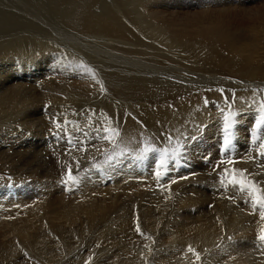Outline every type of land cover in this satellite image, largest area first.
<instances>
[{
    "label": "bare ground",
    "instance_id": "6f19581e",
    "mask_svg": "<svg viewBox=\"0 0 264 264\" xmlns=\"http://www.w3.org/2000/svg\"><path fill=\"white\" fill-rule=\"evenodd\" d=\"M97 1L66 0L58 17L63 26H69L70 30L82 36L73 35L83 40V45H93L102 48L105 53L107 51L111 55L133 61L135 65L126 69L127 71L116 66H108L101 57L84 56L81 51L67 43L46 39L47 31L42 26L43 23L38 22L37 17L33 19L25 14L15 17L9 11L0 10L2 12L0 39L6 43L7 38L11 39L14 46L12 49H4L0 56V70L9 73V76L4 75L2 78L3 74L0 72V79H4L0 81V140L15 141L27 133L32 141L38 138V144L33 148L29 146L26 153L15 151L14 155H9L6 149L2 152L0 146V178L4 170L27 174L26 180L21 179L19 175L10 184L15 188L27 186L22 185L23 183L31 184L33 181L46 179L43 183L36 182L46 191V194L40 195L39 198L27 194L24 189L18 191L20 194L18 197L17 192L11 195L8 190L4 191L6 186L2 187L0 181V264H166V259L174 260L180 255L186 257L180 264H264V246H258L257 239H251L254 236L248 237L250 232L256 234L264 228V223L260 221L250 223L259 218L258 212L253 214L252 210L250 212L253 215L236 212L233 213L234 218L231 221L222 222L224 228L228 226L229 234L234 233L239 237L232 241H228V237H223V231H219L213 222L207 221L204 224L197 220L188 228V233H183L185 236L182 239L175 233H168L170 243L163 239L165 243L181 244L165 247L161 251L153 249L155 245L153 241L156 240L157 245L160 242L157 234L154 231H143L151 230L149 227L140 228L144 237L139 242H145L147 247L144 243L142 248L135 250L137 258H133V253L131 257L128 245L131 240L135 241L137 236L133 230L136 231L139 218L141 221L146 214L142 203L143 191H140L146 185L155 182L149 179L150 165L144 166L143 161L132 158L125 159L114 167H106L103 172L94 169L92 165L102 162L105 151H110L113 147L105 140L96 141L95 134L92 136L96 141L94 147L97 153L89 157L86 154L85 159L88 158L85 160L86 163L81 160L78 162L79 170L76 163L68 164L74 169L73 174L81 178L77 197L70 198L71 196L58 194L57 198H51L54 193L50 190L54 188V181L63 183L57 191H72V187L64 186L68 167L61 166L56 161H53L52 165H49L50 162L41 164L39 156L48 158L50 155L42 153L46 144L43 136L47 130L38 120L42 121L43 113L44 117H49L56 112L54 111L56 108L64 114L74 112L81 116L82 126H89L88 123L91 122L94 129L106 127L110 121L111 126L120 131L118 140L120 147H126L132 152L139 151L146 145L162 148L160 146L162 143L158 145V140L168 143V136L164 132L172 135L175 145L179 142L182 145L194 146L197 142L190 138L205 130L217 137L216 134L222 133V126L219 132L217 128L223 114L220 111V116H217L213 105L226 109L224 100L228 98L231 101L233 92L236 97L234 110L240 112L238 119L248 123L250 127L254 122L253 117L257 114L256 107L259 102L264 101V94L260 93L262 92L260 88L264 89V11H261L263 8L252 13L255 16L250 20V16L241 18L237 14L238 11H246L243 1L247 0H114L109 5L98 4L99 8H95L94 4ZM195 3L201 9L200 12L179 14L178 10L183 11L192 6L195 8V5H192ZM209 3L214 5L212 9ZM121 14L139 25L140 29H136L141 35L146 36L148 42L127 26ZM246 14L250 12L246 11ZM32 28L41 36L33 33ZM23 30L26 32L21 33ZM149 40L152 43L155 41L160 43L166 49L159 51L156 55L158 57L155 56L158 60L164 59L165 63L158 62L157 59H153L155 57L151 58V55L145 57L144 51L152 46ZM39 57L42 58L41 67L38 63ZM80 65L91 68L95 79L83 71ZM26 71L33 76L29 75V78L21 80L16 78L17 73L22 76ZM227 75L240 81H237L235 86L223 89L222 94L218 88L221 90L223 87L221 84L229 83ZM205 99L214 102L205 105ZM115 102L121 104L119 116L118 111H113L109 107ZM141 112H144V115ZM57 117L59 116H53ZM15 120L16 124L10 123ZM91 129L89 128V131ZM89 131L87 133L91 136ZM93 133L97 132L93 130ZM98 150L103 152L98 153ZM20 154L21 161L18 159ZM136 162L145 169L138 172L134 170L131 165L135 166ZM103 174L109 175L114 182V188L118 189L120 194L113 193V188H102ZM161 190L163 192V189ZM131 192H134V195L129 194ZM175 192L178 194V197L174 196L175 200L183 204L185 200L180 199L181 194L178 191ZM129 204L137 205L136 208H139V213L134 216V228L131 229L133 225L124 214L120 217L122 224L116 229L114 226L111 227L112 215L122 212ZM161 205L164 207L162 203ZM183 206H186L188 212L190 209L196 217L199 216V210H196L193 204L187 203ZM171 210L174 211L175 208ZM230 211L228 208L226 215ZM171 215L172 213H168V221L171 220ZM161 220L162 218L157 219L158 222L155 224H162ZM156 228L159 230V226ZM75 238L81 243L79 240L74 241ZM125 239H129V242L124 243ZM139 242L136 244L139 245ZM249 243L252 245L249 246ZM32 244L36 245L37 249ZM189 246L200 254L199 261L188 252ZM257 249L260 253H257Z\"/></svg>",
    "mask_w": 264,
    "mask_h": 264
},
{
    "label": "rangeland",
    "instance_id": "374dc122",
    "mask_svg": "<svg viewBox=\"0 0 264 264\" xmlns=\"http://www.w3.org/2000/svg\"><path fill=\"white\" fill-rule=\"evenodd\" d=\"M7 1V2H6ZM9 1V2H8ZM14 1V2H13ZM58 1V2H57ZM61 1V3H60ZM4 2V3H3ZM6 2V3H5ZM12 2V3H10ZM66 0H0V10H4V11H9L11 12L15 17H19L20 15H26L28 17H31L33 19H37L38 22L40 24H42V26L46 29L47 31V34L45 35L46 36V39H52V40H55V41H59V42H64V43H67L69 45H71L73 48L75 47V49L79 50L82 52V54L84 56H98V57H101L105 63L110 66V67H115L116 68H122L124 70H128L129 68L133 67L135 65V63L133 61H131L130 59L128 58H121L117 55H111L109 54V52L106 51L105 53V50H103L102 48H96L95 46L93 45H83L84 42H82L83 40L79 39V38H76L74 37L73 35H79L77 32L74 33V31L70 30L68 27L66 26H63L62 25V21L61 19L58 17L59 16V11L60 9H62L63 5L65 4ZM114 0H98L97 2H95L94 4V7L95 8H99L98 7V4L99 5H109L111 3H113ZM244 2V6L246 8V11H249L250 14H246V11H243V12H240L238 11L237 14L240 15L241 18H248L249 16V19L252 20V16H255L254 14L252 13H256L258 11H260V9H262L261 11H264V0H247V1H243ZM246 2V3H245ZM15 3V4H14ZM22 3V5H21ZM53 3V4H52ZM15 5V6H14ZM60 5V6H59ZM192 5H195V8L192 6ZM192 8H188V9H184L183 11L182 10H178L179 14L181 13L183 15V13H186V12H190V14L192 13H195L196 12H200L199 10H201L199 7H197L198 4H192ZM8 8H7V7ZM50 6V7H49ZM211 6V7H210ZM214 5H210L209 3V7L210 9H212ZM234 6L237 7V5L235 4ZM233 6V7H234ZM38 7V8H37ZM43 7V8H42ZM45 8V9H44ZM67 8V7H66ZM190 9V10H189ZM192 9V10H191ZM2 10V12H3ZM51 10V11H50ZM187 10V11H186ZM257 10V11H256ZM0 12V14L2 13ZM52 12V13H51ZM23 13V14H22ZM51 14V15H50ZM58 14V15H57ZM19 15V16H18ZM122 17V20L124 22H126L127 26H130L129 28L130 29H133V31L139 35L145 42H148L146 40V36H144L143 34L141 35L138 31L139 28V25H136L135 23H133L131 20L125 18L122 14L120 15ZM37 17V18H36ZM54 18V19H53ZM56 21V22H55ZM42 22V23H41ZM52 22V23H51ZM59 22V23H58ZM50 25H49V24ZM53 26H52V25ZM59 24V25H58ZM66 24V23H65ZM56 25V26H55ZM67 25V24H66ZM63 27V28H62ZM20 28V27H18ZM68 28V29H67ZM138 28V29H136ZM33 29V28H32ZM54 29V30H53ZM26 32L25 30H23V32L21 31V33H24ZM33 33H36L38 35L39 32L34 30L33 29ZM66 33V34H65ZM41 36V35H40ZM43 36V37H45ZM80 36V35H79ZM82 37V36H80ZM55 38V39H54ZM6 40V39H5ZM9 40V41H8ZM13 40L11 39H8L7 38V43L6 42H3V39H0V56L3 54V52L7 49H12L14 46L11 44ZM77 41V42H76ZM76 43V44H75ZM122 43H125L124 41H122ZM149 44H152V46L148 49V50H145L144 53H145V57H150L149 55H151L153 57H155L157 55V53L159 51H166V49L164 47H162L160 45V43H157L156 41L154 43H152L150 40H149ZM10 47H9V46ZM13 46V47H12ZM5 49V50H4ZM163 49V50H162ZM4 50V51H3ZM151 51V52H150ZM155 51V53L153 52ZM107 54V55H106ZM158 57V56H156ZM153 58V59H157V58ZM40 59L38 60V63L40 65V67L42 66V58L39 57ZM158 60V59H157ZM144 61H146V59H144ZM158 62L160 63H165L164 59H159ZM1 64V62H0ZM21 66V65H20ZM118 66V67H117ZM18 67V66H17ZM126 70V71H127ZM3 71V70H2ZM0 70V72L3 74V76H1L2 78H4L6 76H9V73L7 72H2ZM7 73V74H6ZM29 75L30 77L33 76L32 73H29L26 71V73L22 76H20V73H17L16 74V78L19 80L21 79H25V78H29ZM24 77V78H23ZM228 79V82L229 83H225V85L221 84L223 87H221L222 89H226L227 87H230V86H235L236 82L237 81H240L239 79H233V77L231 76H226ZM0 79V81H3L4 79ZM29 80V79H28ZM235 81V82H233ZM230 83H232L230 85ZM262 89V87L260 88ZM218 90L220 91V88H218ZM260 93H263L264 94V91L260 92ZM210 102V101H209ZM214 101L210 102V104H213ZM117 104V102H115ZM113 104V105H109L110 109L113 110V111H118L117 115L119 116V110H120V105H116V104ZM98 104H100V101L98 102ZM114 106V107H113ZM118 106V107H117ZM214 106V112L216 113L217 116H220V108L217 107V105H213ZM47 107V106H46ZM234 104H233V108H234ZM113 108V109H112ZM226 109H227V106H226ZM68 110V109H67ZM54 111H56L55 113L51 114L49 117H44L45 116V113L42 114L41 116V119L42 121H39L38 122L44 127L45 130V134H44V138L43 140L46 142L45 146L43 147L42 149V153L43 154H50L48 155V158L44 157V156H39L41 157V164H44V163H49V165H52L53 161L55 162H59L61 166H66V168L71 165H68V164H71L72 162L73 163H76V165L78 164V162L81 160L82 162L84 161V163H86L85 160H87L91 154L93 153H97V150L95 149V144H96V141L100 140V133H93V130L95 131V129L92 127L91 125V122L88 123L89 126L87 125H83L82 126V123L81 122V116L77 114H74V112H71L70 113H66L64 114L63 112H61V110L59 108H56ZM144 112H141V114H143ZM60 114V115H59ZM65 115V116H64ZM144 115V114H143ZM53 116H59L57 118H53ZM132 116V114L130 115V117ZM80 117V118H79ZM74 118V119H73ZM64 121H63V120ZM60 120V121H59ZM75 121V122H74ZM79 121V122H78ZM67 122V123H65ZM10 123H14L16 124V120L15 121H10ZM54 123V124H53ZM56 123H60L61 124V128L60 129H57L56 128ZM81 123V125H80ZM69 125H71V127H69ZM46 126V127H45ZM52 126V127H50ZM54 126V127H53ZM220 126H223V118H221V121L219 122V126H218V131H221V127ZM50 127V128H49ZM85 128L87 127V129H81V128ZM144 127V126H143ZM56 128V129H55ZM89 128L91 129L89 131ZM220 128V129H219ZM247 128V129H245ZM251 127L249 126L248 123L246 122H243V121H240V124L238 126V132H237V139L234 141V144H235V148L234 150L231 151V153H229V155L227 156V158L229 159H232L234 161V164L232 165H228V164H221L220 161L225 157V154L222 152V139H223V131L222 133H219V134H216L217 137L214 136V134L210 135V133L207 132V130L205 131H200L198 133H196V135L194 136L195 139L193 141L197 142L195 143V145L193 146L192 144L189 145H185L186 146V152L184 154V159H180V163L181 164H184V165H187L186 166L187 168H184L183 166L180 167V169L176 170V168H179V166H176L175 168L170 166L169 165V168L170 171L167 173V175H165L161 180L160 182L157 181L156 177H155V171H156V156L153 155V154H149V158L145 161H143V164L144 166L147 164H149V175H150V178L151 180H154L153 182L155 183H151V184H148L146 185V187L144 189H142L140 192H142V203L144 204V211H145V216L142 218V220L140 221V218H139V226L140 228H147L149 227L151 230H143V231H154V233L157 234V237H159L160 239V242L159 244L157 245V241H153V249H161V251H163L162 249H164L165 247H172V246H176L181 244V243H172L171 245L168 244L170 243L169 242V234L168 233H175L178 237H180L182 239V237L185 236V234L183 233H188V228H190V226L192 224H194V222H197V220H201L202 223H206L207 221H209L208 223H211L213 222L215 224V227L219 229V231H223V237H228V241H232L233 239L235 238H239L237 237L236 234L232 233V234H229V231H228V226H226L224 228V226H222V222L225 223L226 222H229L232 220V218H234V215L233 213H242L244 215H253L250 211L252 210L250 204H246L244 201L246 199V197L243 196V194L241 195V193H239L238 191L234 190V189H231V187L228 188V190H225L221 184H220V175L223 171L224 168H235V169H247L248 172H254V173H259L258 175H254V176H251L250 178L253 179V180H258V181H261L262 184L261 186H264V167H261L260 165H264V159L260 156L257 155L256 153V149H255V146L254 145H251L250 144V140H249V129ZM53 129L54 132H53ZM121 129V128H120ZM216 129V130H217ZM49 130H50V133H49ZM166 130V129H165ZM57 131H59L57 133ZM89 131V133L92 135H97V137L94 138V136H90L87 132ZM48 132V133H46ZM54 135H53V134ZM61 133H62V136H61ZM85 133H87V135H84ZM168 137H172L171 134L167 133V132H164ZM60 134V135H59ZM79 134V135H77ZM80 134L82 136H80ZM209 134V135H208ZM239 134V135H238ZM47 135V136H45ZM99 135V136H98ZM219 135V137H218ZM221 135V136H220ZM23 136H27V137H23ZM28 133L27 134H24L20 137H18L15 141H8V140H0V146L2 148V152L7 151V153L9 155H14L15 154V151H22V153H26V150L28 149V147L30 146L31 148L35 147L37 144H38V138L36 137V140H31L30 137H28ZM49 136V137H48ZM60 136H61V139H60ZM86 136V137H85ZM211 138H210V137ZM48 137V138H47ZM56 137V138H55ZM78 137V138H77ZM203 137V138H202ZM27 138H29L27 140ZM40 138V139H42ZM54 138V139H53ZM65 138V139H63ZM91 138V139H89ZM93 138L96 140H93ZM97 138V139H96ZM220 138V140H219ZM23 139V140H22ZM26 139V140H25ZM49 139V140H48ZM69 139H72L73 140V144H69L68 143V140ZM84 142H82V140ZM87 139V140H85ZM213 139V140H212ZM54 140V141H53ZM58 140V141H57ZM60 140L62 142H60ZM80 140V141H79ZM93 140V142H92ZM23 141V142H22ZM25 141V142H24ZM35 141V142H34ZM47 141H50V142H47ZM89 142L87 144V142ZM158 140V145H160V143H162L160 146H162V148L164 147H172V146H175V143L174 141H172V145H169L167 142H162ZM201 141V142H200ZM203 141V142H202ZM22 142V144H21ZM67 142V143H66ZM217 142V143H216ZM29 143V144H28ZM48 143V144H47ZM50 143V144H49ZM52 143V145H51ZM65 143V144H64ZM82 143V144H81ZM167 145H165V144ZM59 144V145H58ZM70 146H68V145ZM79 144V145H78ZM81 144V145H80ZM84 144V145H83ZM91 146H90V145ZM9 145V146H8ZM25 145V146H24ZM52 147H51V146ZM55 145V146H54ZM64 145V147H63ZM203 145V146H202ZM19 146V147H18ZM51 148H49V147ZM67 146V147H66ZM74 146V147H73ZM88 146V147H87ZM201 146V147H200ZM242 146V147H241ZM7 147V148H6ZM56 147V149H55ZM200 147V148H199ZM247 147V148H246ZM4 148V149H3ZM13 148V149H12ZM62 148V150H61ZM66 150H65V149ZM74 148V149H73ZM86 149L85 150H78V149ZM89 148V149H88ZM237 148V149H236ZM250 148V149H249ZM9 149V150H8ZM22 149V150H21ZM48 149V150H47ZM55 149V150H54ZM68 149V150H67ZM92 149V150H91ZM203 149V150H202ZM14 150V151H13ZM46 150V151H45ZM71 150V151H70ZM88 150V151H87ZM96 150V152H95ZM215 150V151H214ZM66 151V152H65ZM82 151V152H81ZM255 151V152H254ZM103 152V150H98V153H101ZM236 152L238 153L236 155ZM251 152L252 154V157L254 158V160H249L248 158V153ZM66 155H65V154ZM80 153V154H79ZM191 153V154H190ZM36 154V153H35ZM34 154V155H35ZM62 154V155H61ZM88 154V155H86ZM187 154V155H186ZM22 154H20L18 156V159L21 161L20 159V156ZM73 155V156H72ZM85 155L87 156L86 159H85ZM151 155V156H150ZM55 156V157H54ZM81 156V157H80ZM188 156V157H187ZM190 156V157H189ZM197 156V157H196ZM234 158H232V157ZM238 156V157H237ZM77 157V158H76ZM186 157V159H185ZM59 158H62V159H59ZM75 158V159H74ZM151 158V159H150ZM189 158V159H188ZM208 158V159H207ZM208 161H207V160ZM63 160V161H62ZM187 160V161H185ZM151 161V162H150ZM252 161V162H251ZM263 161V162H262ZM43 162V163H42ZM145 162V163H144ZM189 162H190V165H189ZM138 163V164H137ZM174 163V162H173ZM186 163V164H185ZM34 166H37V164H34ZM143 165H141L139 162H136L135 166H132L131 167L136 170L137 172L139 170H143V168L145 169ZM136 167V169H135ZM241 167V168H240ZM67 168V169H68ZM72 168V166H71ZM202 168V169H201ZM154 169V170H153ZM183 169V170H182ZM190 169V170H189ZM74 170V169H72ZM197 170V171H196ZM205 170V171H204ZM222 170V171H221ZM204 171V173H203ZM208 171V172H207ZM4 173L1 175V180L2 181V187L4 186H9V187H5L4 191L8 190L9 192H11V195L16 193L17 194V197L20 195L18 193V191H20V189H24L26 190V193L27 194H33V195H36L38 198L40 195H44L46 194V191L43 190L42 187H40L39 185H37L40 181V183H43V182H46V179L45 178H42L40 180H36V181H33L31 184L28 183H23L22 185L26 184L27 186H19V188H15L13 187L12 185L10 186V184H12V182L15 181L16 178L19 177V175L22 177L21 179L23 180H26L27 178V174H23V173H15V172H8V171H3ZM6 172V173H5ZM99 172H103V171H99ZM207 174V175H206ZM23 175V176H22ZM104 175V174H103ZM202 175V176H201ZM179 176V177H178ZM108 177V179H107ZM197 178V179H196ZM5 179V180H4ZM9 179V180H8ZM175 179L176 180V183H171V180ZM193 181H192V180ZM43 180V181H42ZM103 180V179H102ZM112 179L109 178V175H104V180L102 181V188H106V187H110V188H113V193H118L120 194L121 192L117 191L116 188H114V182L111 181ZM178 180V181H177ZM3 181H5L3 183ZM192 181V182H191ZM197 181V182H196ZM37 182V184H36ZM55 182V185H54V188H52L50 190V192L54 193L53 196H51V198L53 199L54 198H57L58 194H60L59 196L61 195H64V196H71L70 198H73V196L77 197L78 193H79V184H76V185H71L72 187V191H67L66 192L68 193V195H66L67 193L65 192V190H63L62 192L60 191H57L61 186H62V182H58V181H54ZM57 182V183H56ZM113 182V183H112ZM161 185H159L158 183ZM59 183V184H58ZM101 183V182H100ZM164 183V185H163ZM167 183V184H166ZM58 186H57V185ZM157 184V185H156ZM166 184V185H165ZM29 185V186H28ZM119 185H120V182H119ZM192 185V186H191ZM39 186V187H38ZM64 186H69V185H64ZM151 186V187H150ZM159 186V187H158ZM175 187V189H171L172 187ZM198 186V187H197ZM22 187V188H21ZM38 187V188H37ZM149 187V188H148ZM161 187V188H160ZM33 188V189H32ZM140 188V187H139ZM148 188V189H147ZM168 188V189H167ZM190 190H189V189ZM3 189V188H2ZM10 189V190H9ZM17 189V190H16ZM37 189V190H36ZM153 191H152V190ZM163 189V192L162 190ZM167 189V190H166ZM177 189V190H176ZM188 189V190H187ZM16 190V191H15ZM43 192H42V191ZM54 190H56L54 192ZM146 190V192H145ZM169 190V191H168ZM193 190V191H192ZM15 191V192H14ZM175 191H178L180 194H181V198L182 200H185L183 202V204L181 202H177L175 200V195H177L176 197H178V194L177 192ZM190 191V192H189ZM235 191V192H234ZM39 192V193H38ZM163 194H162V193ZM189 192V194H188ZM193 192V194L191 193ZM36 193V194H35ZM159 193V194H158ZM100 194V193H99ZM103 194V193H101ZM107 194V193H105ZM131 195H134V192H131L129 193ZM192 194V195H191ZM202 194V195H201ZM205 194V195H204ZM1 195V193H0ZM147 195L145 198L144 196ZM159 195V196H158ZM164 195V196H163ZM168 195V196H167ZM171 195V197H169ZM184 195V196H183ZM188 195V196H187ZM155 197V198H154ZM159 197V199H158ZM193 197V198H192ZM200 197V198H198ZM229 197H234L233 199H229ZM240 197V198H239ZM144 198V199H143ZM151 198V199H150ZM172 198V199H171ZM203 198V199H202ZM146 199V200H145ZM166 199V200H165ZM171 199V200H170ZM174 199V200H173ZM178 199V198H177ZM188 199V201H187ZM196 199L198 201H196ZM207 199V200H206ZM150 200V201H149ZM165 200V201H163ZM193 200V201H192ZM202 200V201H201ZM205 200V201H204ZM149 201V202H147ZM192 201V202H191ZM204 201V202H203ZM154 202V203H153ZM157 202V203H156ZM176 202V203H175ZM196 202V203H195ZM198 202V203H197ZM137 203V201H136ZM139 203V201H138ZM151 203V204H150ZM161 203L164 205V207L161 205ZM193 204L194 206H196V210H199V216L196 217L194 215V212L191 211L189 209V212L187 211V208L186 206H183V205H186V204ZM200 203V204H199ZM159 205V206H158ZM161 205V206H160ZM169 205L171 208H169ZM203 205V206H202ZM152 206V207H151ZM175 206V207H174ZM250 208H249V207ZM136 206H133L132 204H129L126 206V209H124L122 212H119L117 214H113L112 215V222H111V227H115L118 228L119 225L122 224V219L120 218L121 217V214H124V217L125 218H128L129 221H131V225L134 224L133 220H134V216L136 214H138V209L139 208H136ZM157 207V209H156ZM161 207V208H160ZM203 207V208H202ZM246 207V208H245ZM248 207V208H247ZM147 208L151 209L149 211L148 209V212L147 213ZM172 208H175L174 211H172L171 209ZM177 208H178V212L177 211ZM228 208H230V212L228 215H226V211L228 210ZM156 209V210H155ZM160 209V210H159ZM166 209V210H165ZM246 209V210H245ZM249 209V210H248ZM136 210V211H135ZM182 210V211H181ZM133 211V212H132ZM155 211V213H154ZM160 213H159V212ZM165 211V213H164ZM187 211V212H186ZM205 211V212H204ZM247 211V212H246ZM126 212V213H125ZM136 212V213H135ZM151 212V214H150ZM159 214H157V213ZM174 212V213H173ZM180 212V213H179ZM168 213H172V215L170 216L171 220L168 221ZM188 213V214H187ZM249 213V214H248ZM150 214V216H149ZM162 214V215H161ZM191 214V215H190ZM155 215V216H154ZM161 215V216H160ZM165 215V216H163ZM119 216V217H118ZM162 218V220L160 222H163L162 224L159 225V223L156 225L155 222L157 221V219H161L160 217ZM163 216V217H162ZM177 216V218H176ZM191 216V217H190ZM233 216V217H232ZM130 217V219H129ZM159 217V218H158ZM124 218V219H125ZM145 218V219H144ZM156 219V220H155ZM126 221V220H125ZM144 224H143V222ZM176 221V223H175ZM250 221V220H249ZM249 221H246V222H249ZM262 222L264 223V221H261L259 218L257 219V221H252L250 222L251 224H254V223H258V222ZM148 222V223H147ZM158 222V221H157ZM156 222V223H157ZM170 222V224H169ZM115 223V224H114ZM141 223V224H140ZM147 223V224H146ZM118 224V225H117ZM181 224V225H180ZM219 224V225H218ZM159 226V230L156 228V226ZM175 225V226H174ZM161 226V228H160ZM178 226V227H177ZM155 227V228H154ZM166 227H168L166 230H164ZM134 228V225L133 227H131V229ZM170 231H169V230ZM178 230V231H176ZM134 233L137 235L136 236V239L135 241L136 242H139V240H143V237H144V234L141 235L140 233H136L135 230H133ZM185 231V232H184ZM143 233V232H141ZM166 233V234H164ZM181 234V235H179ZM183 234V236H182ZM249 234V233H248ZM247 234V236H248ZM257 234H254L252 232H250V235L248 237H253L251 239H257ZM165 235V236H164ZM242 235V234H241ZM252 235V236H251ZM222 236V235H221ZM232 236V237H231ZM239 236V235H238ZM243 236V235H242ZM142 238V239H139V238ZM156 237V236H155ZM163 237V238H162ZM229 237H231V239H229ZM244 237V236H243ZM167 238V239H166ZM165 239L166 242L168 243H165ZM77 238H75L74 241L77 242ZM42 241V239L40 240ZM73 241V242H74ZM135 241H130V245H128V249L129 251L131 252V257H132V253H133V258H137L136 257V252L135 250L138 249V248H142L144 245H146L145 242L141 241L139 242V245L138 243L136 244ZM79 243H81V241L79 240L78 241ZM129 242V239H125L124 240V243H128ZM135 242V243H133ZM155 242V243H154ZM163 242V243H162ZM133 243V244H132ZM145 243V244H144ZM144 244V245H143ZM162 244V245H161ZM163 244H165L163 246ZM157 245V246H156ZM252 244L249 243V246H251ZM32 246L37 249V246L32 244ZM36 246V247H35ZM103 246H105V243L103 244ZM137 247V248H135ZM162 247V248H160ZM92 248H95L97 249L98 247H92ZM135 248V249H134ZM134 249V250H133ZM133 250V251H132ZM257 253H260V250L257 249ZM262 252V251H261ZM135 255V256H134ZM264 255V254H263ZM130 256V255H129ZM261 257H263L261 254H260ZM183 257V259H182ZM122 259V257H121ZM169 260L166 259V264H180L181 261H184L186 259V257H184V255H180L179 257L177 256V258H175L173 260V258H168ZM169 261V262H168ZM164 262V261H163ZM103 264V263H102ZM218 264V263H217ZM220 264V263H219Z\"/></svg>",
    "mask_w": 264,
    "mask_h": 264
},
{
    "label": "snow or ice",
    "instance_id": "6c2138e0",
    "mask_svg": "<svg viewBox=\"0 0 264 264\" xmlns=\"http://www.w3.org/2000/svg\"><path fill=\"white\" fill-rule=\"evenodd\" d=\"M83 71L87 72L89 75L95 79V74L91 68H88L86 65L79 66ZM99 83V81H97ZM101 91L103 92V86H101ZM223 94V89L220 90ZM260 91H264L261 89ZM235 92H233L231 101L228 98H225L224 104L227 106V109L221 108L220 111L223 114V139H222V152L225 154V159L220 161L221 164H234L232 159L227 158L230 151L234 150L235 144L234 141L237 139L238 126L240 124V112L234 110L233 104L235 102ZM205 105L209 103L207 99L204 101ZM256 115L253 117V124L249 129V140L250 144L255 146L256 153L258 156L264 158V101L259 102L258 106L255 109ZM242 118V117H241ZM67 123V122H65ZM56 128L60 129L61 124L56 123ZM97 133H100V139L107 141L113 145L110 151H105L104 160L100 163L93 164L92 167L97 171H103L106 167H114L117 164H120L123 160L132 158L136 161H145L149 158V154L156 156V171L155 177L159 182L167 173L170 171L169 165L173 162L179 164L181 158H183L186 152V146L177 144L175 146L157 148L150 145H146L139 151L129 152L126 147H120L118 140L120 138V131L117 128L111 126V122H108V126L95 129ZM87 135V133H85ZM190 139H195L191 137ZM69 144H73V140H68ZM168 144L172 145V137H168ZM86 150V149H78ZM249 160H254L251 152L248 153ZM264 167V165H260ZM77 169L79 170V164H77ZM259 173L248 172L247 169H235V168H224L220 175V184L225 189L228 190L229 187L243 194L246 199L245 203L250 204L253 214L258 212L259 219L264 221V186H261L262 182L253 180L250 177L258 175ZM80 177L74 175L72 172L71 166H69L67 175L65 177L64 183L66 185H76L80 182ZM171 183H176V180H171ZM234 197H229L233 199ZM136 231L141 233L139 224L137 225ZM145 239H151V237H145ZM231 239V237H229ZM258 246H264V228H262L257 235ZM147 247V245H146ZM188 252L191 253L196 261L200 260V254L191 246L188 248Z\"/></svg>",
    "mask_w": 264,
    "mask_h": 264
}]
</instances>
